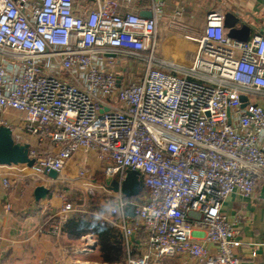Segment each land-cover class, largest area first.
Masks as SVG:
<instances>
[{
    "label": "built area",
    "instance_id": "built-area-1",
    "mask_svg": "<svg viewBox=\"0 0 264 264\" xmlns=\"http://www.w3.org/2000/svg\"><path fill=\"white\" fill-rule=\"evenodd\" d=\"M92 1L80 15L74 0H0V113H20L21 128L54 145V179L81 150L97 151L103 177L119 184L138 171L142 194L106 188L109 201H126L122 215L108 217L125 264L180 253L197 264H241L221 208L264 179V36L230 38L212 9L186 34L196 49L178 61L157 51L163 0L151 1L150 16ZM62 221L50 224L54 233Z\"/></svg>",
    "mask_w": 264,
    "mask_h": 264
},
{
    "label": "crops",
    "instance_id": "crops-1",
    "mask_svg": "<svg viewBox=\"0 0 264 264\" xmlns=\"http://www.w3.org/2000/svg\"><path fill=\"white\" fill-rule=\"evenodd\" d=\"M117 1V11L136 9L141 15L150 11L152 0ZM163 2L162 17L157 25V51L160 56L181 61L192 53L196 43L186 34L197 33L204 24L206 13L212 9H219L223 14V28L230 38L247 40L255 34L264 36V0ZM94 5L92 0H74L73 8L77 14L83 15ZM260 101L264 104V99ZM15 113L21 117L20 113ZM261 145L264 147V139ZM97 153L94 150L74 153L64 162L60 179L43 175L35 164H0V264H117L101 261L98 254L97 258H90V251L95 253L97 250L96 245L93 246L95 238L91 232L54 233L50 227L52 222L62 221L74 212L64 210L66 201L78 209L84 207L70 195L78 186H89L88 181L76 180L80 175L89 176V173L83 172L84 163L95 158L102 172L103 162ZM4 176L11 182L9 186L3 185ZM32 177L38 179L34 181ZM36 184L49 187L47 197L37 203L32 194ZM221 209L237 230L240 245L235 252L241 264H264V179L256 180L253 191L247 196L238 191L231 192L224 199ZM195 231L205 242L201 229L196 227ZM89 244L90 249L84 250ZM205 244L212 247L210 243ZM162 264L197 263L188 254L180 253L162 258Z\"/></svg>",
    "mask_w": 264,
    "mask_h": 264
},
{
    "label": "trees",
    "instance_id": "trees-1",
    "mask_svg": "<svg viewBox=\"0 0 264 264\" xmlns=\"http://www.w3.org/2000/svg\"><path fill=\"white\" fill-rule=\"evenodd\" d=\"M103 176V173H102ZM104 182V181H103ZM144 189L141 188L138 194H142ZM97 194V196H96ZM88 200L77 197L76 192L72 191L70 197L84 205V207L75 210L66 217L60 226V232L70 234H82L91 232L95 238V245L98 255L103 262H117L125 264V252L122 236L119 228L110 220L103 222L95 218V212L100 210L105 201H109L110 196L105 193H89ZM132 198L135 196H127Z\"/></svg>",
    "mask_w": 264,
    "mask_h": 264
},
{
    "label": "rangeland",
    "instance_id": "rangeland-1",
    "mask_svg": "<svg viewBox=\"0 0 264 264\" xmlns=\"http://www.w3.org/2000/svg\"><path fill=\"white\" fill-rule=\"evenodd\" d=\"M135 64L136 63H134L132 66H134ZM6 121L8 122L10 121L9 124L10 127L12 128L13 138L16 141H19L27 145L30 154L35 158L34 164L36 165V167H38V169L42 171L43 175L51 177L49 176V173L51 172L52 169L48 167L47 159L55 155L56 150L54 145L47 140H39L36 136L30 134L29 132L21 128L20 126L22 121L21 117L19 118L17 114L11 110H7L4 113H0V124ZM41 156H43V159H41ZM84 171L85 173H89V176L80 175L79 177L76 178V180L88 181L89 186L87 187L78 186L75 190H73L76 192L77 197H82L88 200V197H90L89 195L90 192L88 191V189H92L93 192L103 193V194L105 193V195L108 194L107 190L103 187L104 177L102 176L99 163L97 160H95V158L89 160V162L84 163L83 172ZM30 176L31 175H29L28 177L30 178ZM35 179L38 178L36 177ZM35 179L33 178L34 181H36ZM92 180L95 182L92 183ZM97 254H98L97 250L95 253L90 251V255H91L90 258L92 259L97 258L96 256Z\"/></svg>",
    "mask_w": 264,
    "mask_h": 264
},
{
    "label": "water",
    "instance_id": "water-1",
    "mask_svg": "<svg viewBox=\"0 0 264 264\" xmlns=\"http://www.w3.org/2000/svg\"><path fill=\"white\" fill-rule=\"evenodd\" d=\"M141 15L150 16V11H145ZM245 100V96H240ZM244 104V103H243ZM35 158L30 154L26 144L16 141L12 136V128L8 124H0V164H17L25 163L28 166L33 165ZM49 176L54 178L56 172L51 170ZM104 185L112 191L120 190L126 196H135L140 192L141 185L138 171L135 169L127 170L124 179L119 182L115 178H104ZM49 193V187L44 184H36L33 187L32 194L34 201L37 203L43 200ZM95 243L93 244V246ZM84 264V263H79Z\"/></svg>",
    "mask_w": 264,
    "mask_h": 264
},
{
    "label": "clouds",
    "instance_id": "clouds-1",
    "mask_svg": "<svg viewBox=\"0 0 264 264\" xmlns=\"http://www.w3.org/2000/svg\"><path fill=\"white\" fill-rule=\"evenodd\" d=\"M126 201L122 197H117L115 200L105 201L100 210L95 212V218L103 222L112 215H122Z\"/></svg>",
    "mask_w": 264,
    "mask_h": 264
}]
</instances>
